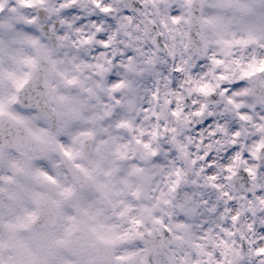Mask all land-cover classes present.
<instances>
[{
	"label": "snow or ice",
	"instance_id": "6c2138e0",
	"mask_svg": "<svg viewBox=\"0 0 264 264\" xmlns=\"http://www.w3.org/2000/svg\"><path fill=\"white\" fill-rule=\"evenodd\" d=\"M0 264H264V0H0Z\"/></svg>",
	"mask_w": 264,
	"mask_h": 264
}]
</instances>
